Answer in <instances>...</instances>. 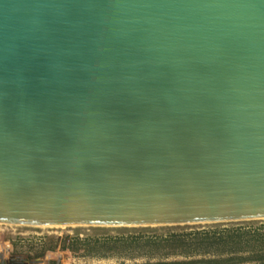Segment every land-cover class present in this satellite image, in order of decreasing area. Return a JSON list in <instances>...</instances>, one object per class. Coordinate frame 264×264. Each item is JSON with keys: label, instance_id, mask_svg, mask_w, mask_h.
Segmentation results:
<instances>
[{"label": "water", "instance_id": "obj_1", "mask_svg": "<svg viewBox=\"0 0 264 264\" xmlns=\"http://www.w3.org/2000/svg\"><path fill=\"white\" fill-rule=\"evenodd\" d=\"M264 220V0H0V224Z\"/></svg>", "mask_w": 264, "mask_h": 264}, {"label": "rangeland", "instance_id": "obj_2", "mask_svg": "<svg viewBox=\"0 0 264 264\" xmlns=\"http://www.w3.org/2000/svg\"><path fill=\"white\" fill-rule=\"evenodd\" d=\"M5 226V227H4ZM0 225V264H198L195 232L264 230V220L158 227H65L39 230ZM182 238L181 247L170 239Z\"/></svg>", "mask_w": 264, "mask_h": 264}, {"label": "trees", "instance_id": "obj_3", "mask_svg": "<svg viewBox=\"0 0 264 264\" xmlns=\"http://www.w3.org/2000/svg\"><path fill=\"white\" fill-rule=\"evenodd\" d=\"M191 252L212 254L198 264H264V230L234 229L217 232H195ZM181 247L182 238L173 235Z\"/></svg>", "mask_w": 264, "mask_h": 264}, {"label": "bare ground", "instance_id": "obj_4", "mask_svg": "<svg viewBox=\"0 0 264 264\" xmlns=\"http://www.w3.org/2000/svg\"><path fill=\"white\" fill-rule=\"evenodd\" d=\"M8 226H14V227H32V228H37L39 230H50V229H52V230L53 229H61L62 230L65 227H77V228L78 227H82V226H22V225H8ZM165 226H168V225H165ZM171 226H174V225H171ZM147 227H158V226H147Z\"/></svg>", "mask_w": 264, "mask_h": 264}]
</instances>
